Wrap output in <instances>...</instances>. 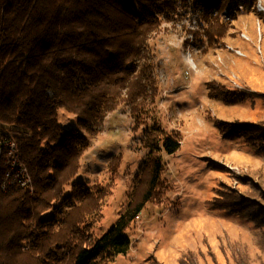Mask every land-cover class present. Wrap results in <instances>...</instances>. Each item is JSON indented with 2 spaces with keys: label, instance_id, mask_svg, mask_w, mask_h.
Returning <instances> with one entry per match:
<instances>
[{
  "label": "trees",
  "instance_id": "16d2710c",
  "mask_svg": "<svg viewBox=\"0 0 264 264\" xmlns=\"http://www.w3.org/2000/svg\"><path fill=\"white\" fill-rule=\"evenodd\" d=\"M177 1L0 0V124L24 131L17 141L35 190L6 194L0 187V264H111L129 251V228L162 183L159 153L175 154L179 135L158 126L146 131L150 155L136 189L144 184L143 192L100 238L91 229L106 191L73 181L90 147L87 135H98L109 114L124 104L138 119L155 103L149 42ZM195 1L210 12L240 6ZM60 110L77 116V127L61 124ZM219 126L230 132L225 122ZM238 126L232 133L256 137L251 124ZM255 223L264 249V216ZM236 262L250 264L243 254Z\"/></svg>",
  "mask_w": 264,
  "mask_h": 264
},
{
  "label": "rangeland",
  "instance_id": "374dc122",
  "mask_svg": "<svg viewBox=\"0 0 264 264\" xmlns=\"http://www.w3.org/2000/svg\"><path fill=\"white\" fill-rule=\"evenodd\" d=\"M237 4L235 12H210L195 0H178L149 42L155 103L138 119L123 104L98 135H87L90 147L73 183L106 191L94 238L143 192L144 184L136 189L150 155L146 131L158 126L181 139L175 154L159 153L162 183L129 228V251L111 264H237L239 254L264 264L255 227L264 216V146H258L264 142V0ZM59 114L65 127H77V116ZM242 124H251V141L232 133ZM0 132L25 136L15 125L0 124ZM115 157H121L116 171Z\"/></svg>",
  "mask_w": 264,
  "mask_h": 264
},
{
  "label": "built area",
  "instance_id": "2783aa9c",
  "mask_svg": "<svg viewBox=\"0 0 264 264\" xmlns=\"http://www.w3.org/2000/svg\"><path fill=\"white\" fill-rule=\"evenodd\" d=\"M0 152H7V176L4 181L8 192L22 189L34 196L33 180L22 159L17 138L10 133L0 132Z\"/></svg>",
  "mask_w": 264,
  "mask_h": 264
},
{
  "label": "bare ground",
  "instance_id": "6f19581e",
  "mask_svg": "<svg viewBox=\"0 0 264 264\" xmlns=\"http://www.w3.org/2000/svg\"><path fill=\"white\" fill-rule=\"evenodd\" d=\"M232 19L229 17V20ZM7 176V152H0V187L4 193H8L7 188H5V177Z\"/></svg>",
  "mask_w": 264,
  "mask_h": 264
}]
</instances>
